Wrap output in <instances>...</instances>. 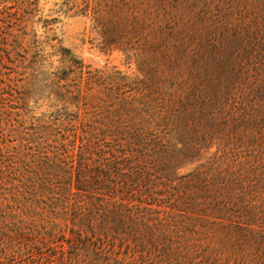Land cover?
Here are the masks:
<instances>
[{"label": "trees", "instance_id": "16d2710c", "mask_svg": "<svg viewBox=\"0 0 264 264\" xmlns=\"http://www.w3.org/2000/svg\"><path fill=\"white\" fill-rule=\"evenodd\" d=\"M73 6L136 72L60 46L61 107L0 130V264H264V0Z\"/></svg>", "mask_w": 264, "mask_h": 264}, {"label": "rangeland", "instance_id": "374dc122", "mask_svg": "<svg viewBox=\"0 0 264 264\" xmlns=\"http://www.w3.org/2000/svg\"><path fill=\"white\" fill-rule=\"evenodd\" d=\"M73 3L38 0L26 14V0L0 3V40L4 42L0 51V130L12 133L8 138L47 124L61 107L58 85L65 81L56 72L68 61L58 51L60 46L69 48L91 69L136 72L135 64L126 63L120 52L104 53L97 48L90 17L76 13L78 7Z\"/></svg>", "mask_w": 264, "mask_h": 264}]
</instances>
